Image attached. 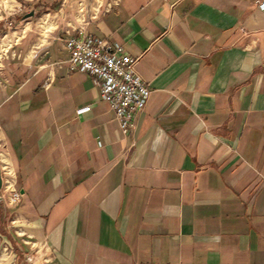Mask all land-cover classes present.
Listing matches in <instances>:
<instances>
[{"label": "crops", "instance_id": "crops-1", "mask_svg": "<svg viewBox=\"0 0 264 264\" xmlns=\"http://www.w3.org/2000/svg\"><path fill=\"white\" fill-rule=\"evenodd\" d=\"M259 1L0 0V264H264ZM81 33L138 57L129 134Z\"/></svg>", "mask_w": 264, "mask_h": 264}, {"label": "built area", "instance_id": "built-area-1", "mask_svg": "<svg viewBox=\"0 0 264 264\" xmlns=\"http://www.w3.org/2000/svg\"><path fill=\"white\" fill-rule=\"evenodd\" d=\"M257 3L264 8V2ZM64 46L71 53L70 68L92 76L102 100L108 102L115 112L122 131L131 133L152 92L149 83L137 70L138 57L128 54L121 44L87 33L68 37ZM89 109L90 106H86L78 112ZM9 167L10 164L3 166V170L14 178L13 172H8ZM19 197L20 193L14 190V201Z\"/></svg>", "mask_w": 264, "mask_h": 264}, {"label": "rangeland", "instance_id": "rangeland-1", "mask_svg": "<svg viewBox=\"0 0 264 264\" xmlns=\"http://www.w3.org/2000/svg\"><path fill=\"white\" fill-rule=\"evenodd\" d=\"M8 30V29H7ZM2 43V39L0 38V44Z\"/></svg>", "mask_w": 264, "mask_h": 264}]
</instances>
